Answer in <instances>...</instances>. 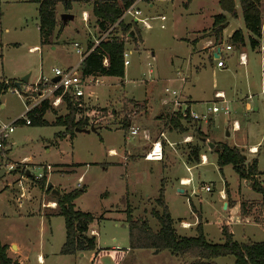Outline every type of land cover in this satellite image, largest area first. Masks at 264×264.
Instances as JSON below:
<instances>
[{
  "label": "rangeland",
  "instance_id": "rangeland-1",
  "mask_svg": "<svg viewBox=\"0 0 264 264\" xmlns=\"http://www.w3.org/2000/svg\"><path fill=\"white\" fill-rule=\"evenodd\" d=\"M71 1V9L66 11L62 3L56 5L58 23L54 33L59 32L58 38H54L53 44L41 46L37 4L33 0H0V82L15 83L28 75L27 82L20 84L23 90L26 84L38 81L41 76L52 78L54 68L76 65L78 55L74 43H83L94 37L93 34L98 35L100 30L91 12L92 1ZM138 7L140 17L146 18L150 26L138 23L141 40L127 44L131 53L124 76L84 77L80 113L92 120L99 116V109L106 110L94 121L95 131L74 132L57 138L56 133L63 127L52 123L67 113L61 101L58 105L50 104L51 110L44 115L46 125L15 123L13 132L0 149V168L7 170V164L25 163L22 168L7 170L0 177V240L5 243L12 240L19 245L23 264L96 262L93 259L95 251L61 253L66 237L64 218L54 214L55 195L36 182L43 174L46 186L59 180L51 186L59 194L84 186L73 201L74 208L93 216L89 229L94 231L97 248L125 250L118 264H182L185 259L166 249L155 253V249L129 248L127 209L134 219L146 221L147 227L156 232L159 225L152 211L159 210L155 199L161 186L178 233L194 236L199 222L206 240L219 244L225 241L219 223L223 222L238 243L264 241L261 195L251 188L249 181L240 180L231 165L219 167L216 154L210 152L205 141L200 143L192 134L193 127L186 124L189 131L184 133L171 128L168 123V119L174 117L171 106L162 104L163 89L168 87L181 94L180 101H184L183 96L191 97L192 103L182 102V110L189 108L198 115L205 112L214 100L213 91L220 88V84L222 86L221 77L211 71L205 56L194 53L190 41L198 33L196 30L211 25L213 17L222 13L226 17L225 24L230 21L222 29V49L226 44L234 45L227 35L237 26L238 19L222 11L218 0H149ZM238 7L237 4L241 17ZM83 9L88 12L86 23L81 20ZM64 12L74 15L65 27L60 24V15ZM161 15L165 16L164 21L155 18ZM129 20L127 17L125 21ZM207 31L204 33L208 34ZM236 51L234 45L233 52ZM180 73L186 82L180 79ZM146 96L152 102L151 109L142 103ZM25 105L23 95L13 92L9 85L0 95V121L16 120L24 113ZM228 107V115L219 112L212 114L211 121L206 124L196 123L206 134L207 141L237 146L245 155L246 163L256 159L259 172L256 179L264 184V106L254 114L242 110L236 119L233 106L229 103ZM126 117L140 129L133 138L129 136L130 127H123ZM234 120L238 122L235 130L232 129ZM182 122L185 125V120ZM143 129L147 139L143 138ZM186 137L190 140L185 141ZM157 139L161 140L162 159L158 162L145 160L144 153ZM187 143L201 144L206 162L200 163V157V164L186 163L183 157L187 153ZM252 146L256 149H251ZM46 165L51 167L48 171ZM21 169H27L29 176L22 177ZM184 179L188 181L182 183ZM204 186H209L210 191H205ZM221 193H225L223 200ZM223 201L229 202V208L245 201L250 216L239 210L237 213L226 211ZM184 225L189 228L181 229ZM214 262L233 264L234 257L221 256ZM98 264L117 263L110 255H103Z\"/></svg>",
  "mask_w": 264,
  "mask_h": 264
},
{
  "label": "trees",
  "instance_id": "trees-1",
  "mask_svg": "<svg viewBox=\"0 0 264 264\" xmlns=\"http://www.w3.org/2000/svg\"><path fill=\"white\" fill-rule=\"evenodd\" d=\"M37 4L38 31L40 45L53 44L54 38H58L59 32L56 34L57 15L56 5L62 3L64 10L71 9V0H33ZM92 1V15L95 17L96 27L103 31L113 25L123 10L128 7L132 0H90ZM262 0H237L241 10V16L244 28L250 33L249 42L251 46L256 44V39L261 33V13L260 3ZM187 5V3H184ZM218 4L222 11L231 16L236 15L235 0H218ZM226 22L224 14L220 13L213 17L211 28L208 34L220 38L223 24ZM63 26V23L60 21ZM132 32V34H131ZM121 33L123 38L115 37L112 41L106 40L100 42L95 49L90 52L80 64V73L86 76H113L122 78L124 76L123 52L127 48V44H133L141 40L139 35V27L132 21H119L115 29V34ZM230 41L234 45H241L244 37L241 30H236L230 36ZM91 46L88 45V48ZM107 59V65H103V59ZM14 87V83L0 82V95L6 91L8 86ZM56 94H59L57 92ZM62 102L65 105L67 113L61 117L58 116L52 124L62 126L63 130L56 133V137L61 139L66 135H72L76 128H88L95 125L94 121L105 114V109L97 111L96 119L89 120L82 116V97L72 99L68 94H64ZM51 110L48 100L42 101L38 106L34 107L27 113L30 119V125H46L48 122L44 119V115ZM179 117H170L168 123L171 128L181 133L189 131L186 127L190 125L192 134L199 142L206 139V134L201 131L200 125L196 121L185 120V125ZM211 121V120H209ZM127 117L124 120L123 127L127 126ZM187 124V125H186ZM210 124V123H209ZM213 143L210 152L216 154V162L219 167L231 165L237 173L240 180L250 182L251 188L261 195L262 206L264 208V184L256 179L259 174L257 169V160L252 159L246 163L245 155L237 146H229L226 143ZM208 147V146H206ZM202 152L201 144L187 143V153L184 157L186 163L195 165L200 162ZM41 186L46 188V177L43 175L36 180ZM81 189H73L64 192L59 196H54L56 202L55 215L64 218V226L66 231L65 242L61 248L62 254H74L83 251H95L94 260L98 264V259L103 255H110L115 263H119L124 257L125 250L117 248H97L94 235H88L89 226L93 221V216L88 212L76 210L73 201L79 196ZM50 192V189H45ZM156 206L159 210L152 211L159 228L153 232L147 227L146 221L134 219L131 210L127 209L126 222L128 227V242L130 249L148 248L158 251L168 250L171 254L184 257L182 264H215L214 259L221 256H233V264H264V241L238 243L233 240L232 232L229 226L223 222H219L222 233L225 237L223 243H211L206 240L202 226L198 222L196 225V234L194 236L182 235L176 231L174 221L165 204L163 186L159 189L158 196L155 199ZM247 209V210H246ZM239 211L243 215H248L250 210L246 207L245 201L239 204ZM8 246L0 241V264H18L16 260L11 258L8 253Z\"/></svg>",
  "mask_w": 264,
  "mask_h": 264
},
{
  "label": "built area",
  "instance_id": "built-area-1",
  "mask_svg": "<svg viewBox=\"0 0 264 264\" xmlns=\"http://www.w3.org/2000/svg\"><path fill=\"white\" fill-rule=\"evenodd\" d=\"M149 0H132L131 4L126 7L118 20L111 26H109L107 29L100 31V33L92 40L91 46L89 48L83 49L79 43H74V47L76 49V54L78 55V61L76 65L70 66L65 69L60 68H54L53 69V76L52 78L41 76L38 81H35L32 84H26V86L21 90L20 86L19 88L13 87L12 91L15 93H20L23 95L25 99V109L24 113L20 115L19 118H17L14 121L11 122H1L0 121V149L3 148V145L5 143V140L9 137V134L13 132V125L15 123L21 122L25 125H30V119L27 116V113L31 111L34 107L38 106L42 101L48 100L50 104L52 105H58L62 101V97L64 94H68L72 99H77L83 96V88H84V77L80 73V64L83 61V59L92 52L95 47L102 41H112L115 39V37H119L120 39L123 38L122 34H115V29L117 27V23L119 21H125L126 18H130L129 21L135 22L137 25L138 23L145 25L146 27H149L150 25L146 22V18H141V10L139 9V4L142 2H148ZM87 14L85 12H82V18L86 22L87 21ZM158 18L160 21H164L166 18L164 15H161ZM161 28L164 27L163 24L160 25ZM227 50L230 49V45H226L225 47ZM219 50V48H218ZM131 51L127 48L123 52V66L129 65L128 56L130 55ZM218 53V52H217ZM240 60H242L243 56L240 55ZM216 66L217 67H224V62L222 58L220 57V53H218V56L215 58ZM103 65H107V59H103ZM53 78H57V81H53ZM182 81H184V78H181ZM59 92V94H56ZM264 93V91H262ZM164 94V100L162 101V104L166 105L169 104L171 106L172 110V116L179 117L181 119H189L192 121H199L202 123H207L210 119V116L212 114H217L219 112H222L224 115H228L230 113L229 107L226 104L225 97L223 93L221 92H215L214 98L217 99L211 103V105H207L206 110L203 114H195L193 112H190V109H184L182 110V102L180 101L181 94L178 91L171 90L168 87H165L163 89ZM248 98H251L250 95H248ZM216 103H219L220 106H218ZM209 104V103H207ZM140 129L137 126H130L129 128V136L135 137L139 134ZM147 132L143 129V138L147 139L148 135H146ZM160 136H163L161 133ZM190 137H186L185 141H187ZM11 142L12 139H11ZM201 162H206V158L204 155H201ZM143 158L148 161H160L162 159V147H161V140L157 139L152 144L148 151H146L143 155ZM25 163L19 162L18 164H7V170L14 171L18 167L22 168L21 165ZM51 167L46 165L45 170L47 171ZM23 172L24 177V171L25 169H21ZM44 175V174H43ZM43 175H40L39 178H41ZM182 183L184 181L188 180H181ZM78 186L79 183H77ZM205 191H210L209 186L202 187ZM185 227V225H184Z\"/></svg>",
  "mask_w": 264,
  "mask_h": 264
},
{
  "label": "crops",
  "instance_id": "crops-1",
  "mask_svg": "<svg viewBox=\"0 0 264 264\" xmlns=\"http://www.w3.org/2000/svg\"><path fill=\"white\" fill-rule=\"evenodd\" d=\"M237 4H238L237 0H235L236 11L238 10ZM151 5L152 4H150L149 6H151ZM259 9H260V13H261V22H262L261 33H260V37L258 39H256V44L254 46H251V44L249 42L250 33L244 28L243 21L241 20L242 16L240 17V14L238 12H236V15H235V17L238 19L237 26L232 28L227 35L228 38H230V36L232 35V33L234 31H236V30L242 31V34L244 37V42L241 45H236V47H237L236 53L233 52L234 45H231V44H226V45H230V47H231L230 49L227 50L225 48L226 45L224 46V49H222V45H221L222 41L221 40H222V36H223V30L221 32L220 38H218V39H215V37L212 35H208V34L204 33L205 30L211 28L212 23H211V25H208V26H205L204 28H199L198 30H196L195 32H198V33H195L194 38L190 41L192 46H193L194 53L198 54V56H200L201 54L203 56H205V58L207 59V62H209V66L211 68V71L213 73H215L216 76L221 77L222 86L220 84V88L213 91V98H214L215 92L223 93L225 100H226V104L229 105V103H230V105H232L233 109L235 110L234 114H233L235 116L234 117L235 119L237 117H240L237 115H240V112L242 110H243V112H246V113L252 112L254 114L255 112L259 111L262 106H264V93H262V91H264V0L261 1ZM82 11L85 12L84 9ZM64 13H68V12H64ZM87 16H88V14H87ZM73 19H74V15H73ZM72 20H68L67 23L63 24L64 25L63 27H65L69 23V21H72ZM81 20L84 23H86L82 18H81ZM228 24H230V21H227V24H223V26H222L223 29ZM199 30H201V31H199ZM88 34H90V33L88 32ZM93 36L94 37H90L87 41H84L83 43H79V45L83 49L88 48V45L91 44L92 40L97 35L93 34ZM34 48H36V46H34ZM218 48H219V50H218ZM248 49L250 51H248ZM217 52L220 53V57L222 58V60L224 62V67H217L216 66L215 58L218 56ZM240 55L243 56L242 60H240V58H239ZM70 66H67L65 68H68ZM199 66H200V64H199ZM199 66L197 68H199ZM205 67L206 66H203V68H205ZM65 68H62V69H65ZM124 72H125V70H124ZM179 75H181L180 79L184 78V82H186V78L181 73ZM242 91H245V92H242ZM248 95H250L251 98H248ZM188 97L189 98H187V95L183 96V98H184L183 100L184 101L186 100L187 102L192 103L191 97L189 95H188ZM148 98H149V96H146L142 103H144L149 109H151L150 107H151L152 102L148 101ZM215 100H217V99L214 98L213 101H215ZM263 113H264V110H263ZM152 121L155 122L154 120H152ZM127 123H128L127 127H130L131 125H133V122L130 120V118L128 119ZM93 126L95 127L94 124H93ZM237 126H238V122H236V120H234L232 129L235 130L237 128ZM83 133H86V132H83ZM227 135L228 136L230 135L229 132L227 133ZM171 137H173V135H171ZM188 140H190V139H188ZM55 144L57 145L58 143L56 142ZM252 148H253V150L256 149L255 146H252L251 149ZM171 149L173 151H176L173 147H171ZM110 152L112 154L115 153L113 149H111ZM203 155L205 156V154H203ZM178 156H181V155H178ZM205 158H206V156H205ZM151 162H158V161H151ZM171 163H172V161H170V163L168 165H170ZM198 164H200V163H198ZM60 165L61 164H58V166H60ZM6 171L7 170H5L1 167L0 168V177H3V175H5V173H6ZM72 171H73V169H72ZM53 174H55V173H53ZM24 175L29 176V171L27 169L24 171ZM57 176H59V175H57ZM58 182H59V180H56L54 184H52L51 182L50 183L52 186ZM76 187H79V186L76 184ZM80 188H84V186H81ZM179 192H182V191L179 190ZM224 195H225V193H221V200H223ZM226 195H227L228 200H229L230 199L229 193L226 192ZM223 202L227 204L226 205V208H227L226 211L231 210L232 213L238 212L239 203H238V205L234 204L233 206H231V208H229V202L228 201H226V202L223 201ZM167 208H168V206H167ZM168 210H169V208H168ZM248 216H250V215H248ZM188 228L189 227H182L181 226V229H183V230H186ZM90 232H91V234L94 233V231L92 229H90ZM184 233L185 232L179 233V234L185 235ZM1 243L8 246V248H9L8 249V255L11 258L16 260L18 262V264H23V259L20 256L21 250H20L19 245H17L12 240H10V242H8V243H5V242H1ZM12 245L15 246V249H16L15 252H10ZM38 259L41 260V255H38Z\"/></svg>",
  "mask_w": 264,
  "mask_h": 264
},
{
  "label": "water",
  "instance_id": "water-1",
  "mask_svg": "<svg viewBox=\"0 0 264 264\" xmlns=\"http://www.w3.org/2000/svg\"><path fill=\"white\" fill-rule=\"evenodd\" d=\"M73 19V14H70V13H62L60 15V20L62 21L63 24L67 23L68 20H72ZM132 34V32H131ZM27 79H28V75H25L23 76L19 82H15L14 83V86L19 88L21 82H27ZM53 81H57V78H53ZM76 132H90V131H95V127L93 125H91L89 128H76L75 129ZM202 141H205L206 142V145L208 146L209 150H211L213 148V143L210 142V141H207L206 139H202ZM47 189H50V193L51 195H55V196H59V191H57L56 189L54 188H51V183H47V186H46ZM181 191V190H180ZM226 203H224V208H226ZM12 249H15V246L12 245ZM158 250H155V253H157Z\"/></svg>",
  "mask_w": 264,
  "mask_h": 264
},
{
  "label": "bare ground",
  "instance_id": "bare-ground-1",
  "mask_svg": "<svg viewBox=\"0 0 264 264\" xmlns=\"http://www.w3.org/2000/svg\"><path fill=\"white\" fill-rule=\"evenodd\" d=\"M185 180V179H184ZM184 182H186V181H184ZM50 204V203H49ZM51 205H54L53 203L51 204Z\"/></svg>",
  "mask_w": 264,
  "mask_h": 264
}]
</instances>
